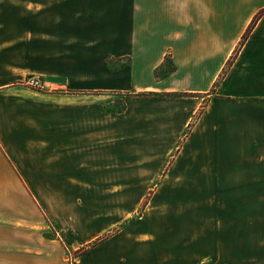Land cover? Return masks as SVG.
Returning <instances> with one entry per match:
<instances>
[{
  "label": "crops",
  "instance_id": "1",
  "mask_svg": "<svg viewBox=\"0 0 264 264\" xmlns=\"http://www.w3.org/2000/svg\"><path fill=\"white\" fill-rule=\"evenodd\" d=\"M262 10L0 0V264H264Z\"/></svg>",
  "mask_w": 264,
  "mask_h": 264
},
{
  "label": "rangeland",
  "instance_id": "2",
  "mask_svg": "<svg viewBox=\"0 0 264 264\" xmlns=\"http://www.w3.org/2000/svg\"><path fill=\"white\" fill-rule=\"evenodd\" d=\"M36 192H37V194L39 193L38 190H36ZM49 192H50V190H49ZM52 192H53V191H52ZM150 194H151V192H149V194H148L145 198H143V200H142V202H141V206L144 207L145 205L148 204V202H149V200H150V198H151ZM37 196H38V195H37ZM53 199H54L53 196H52V195H51V196L49 195V197H48L49 205L55 208V206H54L55 204H54V200H53ZM83 199H87V197H86V198H83ZM37 200H38V199H37ZM88 200H89V199H88ZM97 200H100V202L103 203V200H104V199H103V198H98ZM106 201L109 202L110 200H106ZM129 201H131V198L128 199V202H129ZM55 209H56V208H55ZM138 211H139V214H140V209H139ZM46 214H47V213H46ZM139 214H138V215H139ZM44 216H45V215H44ZM50 216H51V214H50V215L47 214V217H48V223H49V226L51 227V226H53V224H52V222H51V217H50ZM45 217H46V216H45ZM133 217H136V216H133ZM51 235H52V236H55V232H54L52 229L49 230V236H51ZM76 254H77V253H74V254L72 253V257H71V258H72V259L75 258V257H76V256H75Z\"/></svg>",
  "mask_w": 264,
  "mask_h": 264
},
{
  "label": "built area",
  "instance_id": "3",
  "mask_svg": "<svg viewBox=\"0 0 264 264\" xmlns=\"http://www.w3.org/2000/svg\"><path fill=\"white\" fill-rule=\"evenodd\" d=\"M24 85L35 90H44L45 84L38 76H29L23 81Z\"/></svg>",
  "mask_w": 264,
  "mask_h": 264
},
{
  "label": "trees",
  "instance_id": "4",
  "mask_svg": "<svg viewBox=\"0 0 264 264\" xmlns=\"http://www.w3.org/2000/svg\"><path fill=\"white\" fill-rule=\"evenodd\" d=\"M263 13H264V10L260 11V12L255 16V18L253 19L251 25H250L249 28L247 29L246 33L243 35V37H242V39H241V42H240V45L246 40L247 35H248L250 29L253 27V25L255 24V22L257 21V19H258ZM233 57H234V56H233ZM232 59H233V58H231V59L228 61L227 66H226V68H225V71H226V69L230 66V63H231Z\"/></svg>",
  "mask_w": 264,
  "mask_h": 264
}]
</instances>
